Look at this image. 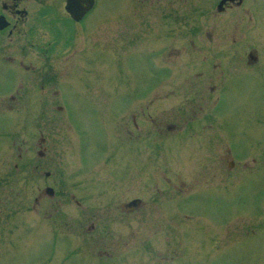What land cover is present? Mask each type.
<instances>
[{
  "label": "flooded vegetation",
  "instance_id": "flooded-vegetation-1",
  "mask_svg": "<svg viewBox=\"0 0 264 264\" xmlns=\"http://www.w3.org/2000/svg\"><path fill=\"white\" fill-rule=\"evenodd\" d=\"M65 5L66 0H0V112L32 115L34 121L23 123L19 131L10 128L9 137L15 144L22 136L27 147L18 148L15 157H27L25 167L43 174L47 184L37 186V190L42 188L50 197L56 191L53 181L48 180L52 172L44 167L53 168L58 156L49 148L48 98L76 97L96 102L97 66L109 69L113 57L110 29H106L104 45L97 42V1L79 20L69 14ZM240 8L250 25L238 33L234 28H238L241 16L229 18L226 21L230 25L232 22L235 32L226 49L214 52L211 57L181 58L184 78L178 89L175 78L180 48L174 43L161 48L160 31L153 34L151 41L147 40L146 46L143 32L131 36L132 32L124 29L122 33L124 43L133 45V50L126 45L122 59L134 78L129 79L130 73L122 77L126 88L121 91L124 106L120 110V125L115 135L111 128L108 132L121 144V168L125 171L120 176L122 184L111 188V192L117 197L118 193L135 195L108 208L117 206L122 216L145 207L158 214L156 220L158 225L163 222V230L154 235L150 256L156 260L153 264H251L256 256L264 258V187L258 180L257 159L250 151L256 142L242 147L237 144L239 136L249 130L250 121L256 126L257 117L255 113L249 114L250 120L240 122V126L224 119V104L231 88L241 89L251 79L260 84L264 79V0H218L215 12H211L219 19ZM125 14L127 18L129 10ZM173 15L176 14L169 12L167 17L174 22ZM105 22L110 21L105 18ZM166 27L173 33L171 26ZM185 27L192 48L198 44L192 37L204 43L215 40L216 33L206 32L204 41L198 28ZM166 36L176 39V34ZM187 49L185 45L181 51ZM139 61L137 68L135 62ZM192 70L191 76L186 75ZM104 78L111 80V75L106 71ZM64 82L67 86H61ZM241 92L235 95L243 97L247 91ZM145 96L154 100L145 103ZM211 97L215 99L209 105ZM55 108L63 109L61 105ZM81 129L78 125L77 134L87 143L94 140L92 132L88 139ZM148 136L153 139L147 142ZM158 140H162V145L167 142L169 146L185 149V181L172 185L171 173L166 172L159 176L153 172L145 180V151L156 148ZM86 142L85 155L90 156ZM39 158L46 159V165ZM81 158L85 160L82 167L79 164L75 169L78 185L74 186L88 190L80 185V176L90 167L91 157ZM128 159L136 162L130 164ZM133 173L136 187L128 185L132 179H126ZM226 174L232 177L230 194L225 191L229 188L225 187ZM261 175L262 172V178ZM116 177L110 176L114 185ZM159 178L163 186L159 185ZM58 187L62 193L68 191L67 186ZM69 193L76 205H84L75 193ZM253 244L261 248L250 249ZM94 254L105 264L124 263L129 257L117 256L113 250Z\"/></svg>",
  "mask_w": 264,
  "mask_h": 264
},
{
  "label": "rangeland",
  "instance_id": "rangeland-1",
  "mask_svg": "<svg viewBox=\"0 0 264 264\" xmlns=\"http://www.w3.org/2000/svg\"><path fill=\"white\" fill-rule=\"evenodd\" d=\"M96 1L97 42L104 45L106 29H110L112 63L107 70L104 65L97 66L96 102L90 103L88 98L65 99L51 96L48 98L49 148L51 147V151L58 157L53 168L44 167V169L52 172V177L48 180L53 181L55 187L56 192L53 197L45 195L42 188L40 191L37 190V186L43 187L47 183L42 173L25 167L27 157L22 159L15 157L19 152L18 148L27 147V144L22 142V136L17 138L15 144L9 137L10 128L15 127L19 131L23 123L34 121L32 115L0 112V264H105L94 256V252L99 250H113L117 256L128 255L126 262L129 264L156 262L150 256L154 249V235L163 230V222L158 225L156 220L158 214L156 215L155 211H147L145 207L122 216L117 206L108 208L109 205H117L133 194L127 196L124 193L125 195L120 196L118 193L119 197H117L111 192V188L122 184L120 176L125 174L121 168V157H123L121 144L119 140L113 138L118 132L122 115L120 110L124 106L121 91L126 86L122 77L130 73L127 68L128 63L123 62L122 58L126 45L133 50V45L125 44L122 40V33L124 29L132 32L131 36L143 32L146 46L147 40L151 41L153 34L160 31L161 48L171 43H174L177 49L180 48L177 50L180 54L177 55L175 78L178 89L179 83L184 78L181 58L211 57L214 52L226 49L230 45L231 35L235 32L232 22L230 25L226 21L229 18L241 16L239 23L236 24L238 28H234L236 31L250 25L247 17L242 15V8L235 9V13L220 16L219 19L214 18L213 12L218 0H160L159 3L157 0L154 2L151 0ZM127 10L129 15L126 18L127 15L124 16V13ZM169 12L176 14L173 15L176 21H170L167 17ZM105 18L110 22H105ZM166 26H171L173 33H170V29L168 30ZM185 26L198 28L199 35L204 41L206 32L216 33L215 40L212 43H204L192 37V40L198 43L192 48L189 44L191 36L185 34L187 28ZM168 34H176V39H166L164 36L169 37ZM185 45L188 49L181 51ZM133 63L131 59V69ZM139 63L140 61L135 62L137 68ZM106 71L111 75V80L107 81L104 78ZM192 73L193 70L190 73L186 72V75L191 76ZM131 74L130 80L134 78ZM254 83L251 79L243 84L241 89L231 88L229 93L231 95L226 97L227 104H224L226 107L224 119L226 123L240 126V122L250 120L249 114L255 113L256 126L250 121L248 127L250 131L242 133L237 144L242 147L256 142L253 143L250 151L257 159L255 168L258 171V180L262 181L261 186L264 187V123L260 124V121L264 122V79L260 84ZM61 86H67L66 82ZM239 91L247 92L243 97H238L235 93ZM214 99L211 97L208 104L211 105ZM151 100L154 98L145 96V103ZM56 105H61L63 109H56ZM78 111H81V114ZM78 125L81 130L86 131V138L92 132L94 140L88 141V138L87 143L86 139L79 136L81 134H77ZM109 128L114 135H109ZM151 139H153L151 136L146 138L147 142ZM85 142L89 144L90 156L85 155ZM156 143V148L153 146L146 148L145 151L143 165L145 180L147 181L153 172L157 176L166 172L168 175L171 173L172 185H176L174 184L176 182L179 184V180L185 181L187 163L185 149L169 146L167 142L166 145H162V140ZM81 157H91L90 167L80 176V185L88 190L74 186L78 185L75 169L79 164L82 167L85 160ZM135 162L129 160L130 164ZM132 169L136 171L135 167ZM111 175L117 176L115 185L110 178ZM227 176L230 178L226 177L225 187L229 188L225 191L226 194H230L233 182L232 177ZM134 177L135 173L126 177L133 180L128 183L129 186L136 187ZM62 185L67 186L68 191L63 192L65 194L58 187ZM159 185L163 186L161 181ZM69 191L75 193L76 198L84 202V205L81 207L76 205ZM260 248L258 244L250 246L253 250ZM240 251L243 252V249ZM254 261L256 264H264L262 257L256 256ZM126 262L117 264H126Z\"/></svg>",
  "mask_w": 264,
  "mask_h": 264
},
{
  "label": "water",
  "instance_id": "water-1",
  "mask_svg": "<svg viewBox=\"0 0 264 264\" xmlns=\"http://www.w3.org/2000/svg\"><path fill=\"white\" fill-rule=\"evenodd\" d=\"M83 2L87 5L84 7ZM94 3V0H66L65 9L69 12V14L76 20L82 18L84 13L89 10ZM222 2H220L217 7L221 6ZM49 191H52V188H47Z\"/></svg>",
  "mask_w": 264,
  "mask_h": 264
}]
</instances>
